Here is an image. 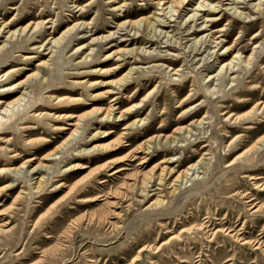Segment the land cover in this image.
<instances>
[{
    "label": "rangeland",
    "instance_id": "obj_1",
    "mask_svg": "<svg viewBox=\"0 0 264 264\" xmlns=\"http://www.w3.org/2000/svg\"><path fill=\"white\" fill-rule=\"evenodd\" d=\"M158 1L0 0V188L11 186L0 193V264H264V143L243 153L264 134V0H207L214 10L202 7L195 23L188 15L197 3L178 15ZM139 18L113 35L130 44L110 47L115 41L102 37ZM73 24L53 53L33 48ZM92 37L82 61L88 49L75 47ZM123 47L134 50L106 58ZM235 52L236 69L215 75ZM131 66L107 119L92 113L44 171H29L37 161L19 167L68 136L74 126L54 121L60 113L107 110L109 80ZM22 81L25 89L14 87ZM132 104L140 106L117 120ZM184 126L190 131L173 133ZM77 163L84 167L68 169ZM153 166L154 177L172 170L144 187Z\"/></svg>",
    "mask_w": 264,
    "mask_h": 264
},
{
    "label": "bare ground",
    "instance_id": "obj_2",
    "mask_svg": "<svg viewBox=\"0 0 264 264\" xmlns=\"http://www.w3.org/2000/svg\"><path fill=\"white\" fill-rule=\"evenodd\" d=\"M233 1H235V2H237L238 0H233ZM242 1V3H246L245 2V0H241ZM261 1L262 0H257V2L253 5L254 7L256 6V7H259L262 3H261ZM207 2V0H159L156 4H159V5H163V4H167V6L169 7V8H172L173 7V9L174 8H176L175 10L177 11V13H178V15L180 14V12H181V10L182 9H185V5H188V4H193V3H197L196 4V6L194 7V8H192L191 9V13L188 15V19H190V20H188V21H193V23H195V21L197 20V19H199V14H198V11L199 10H201L202 9V7H207L208 6V8L205 10V11H208L209 9H212V11L214 10V8H215V6L214 5H209L208 3H206ZM81 8V7H80ZM79 8V9H80ZM162 9V8H161ZM172 10V9H171ZM235 11V13L237 12L238 13V11L235 9L234 10ZM164 13V12H163ZM204 16V15H203ZM201 17V16H200ZM145 20L147 19V18H144ZM154 19V18H153ZM157 18H155V20H156ZM143 20V18H139V19H137V20H134V21H121V22H119V23H116L115 25H114V27H115V30L114 31H109L108 32V34H107V36H102V37H104V38H106V37H110V39L108 40V41H115V43H113L110 47H116L117 48V46H119V44H121V43H126L127 41H128V43L127 44H130L131 42H133V40H134V38L132 39V38H129V40L128 39H126V38H122L121 37V39L119 40V41H116L117 39H118V37H119V35L118 36H113L116 32L117 33H119L118 32V30L119 29H125V28H130V30L131 29H133V28H135L136 27V25H138L141 21ZM157 21H159V19L157 20ZM205 21H207V20H205ZM159 23V22H158ZM5 24H7V23H4V24H2L1 26H0V29H1V27L2 26H4ZM38 24H40V23H35V24H30V25H28V24H26V26L25 27H22V29H21V31H19L18 32V34L19 33H22V31H24V29H26L28 26H29V28L30 27H32V29H35L36 28V26H38ZM84 24V23H83ZM82 24V25H83ZM203 24V23H202ZM33 25V26H32ZM76 25L75 24H73L72 26H70V27H67L66 29H64L60 34H58L57 36H55V37H53V36H50V37H48V40H47V43H45L44 44V41L43 42H41L40 44H38V45H36V46H34L33 48H35V49H37L38 51H43V50H46V49H48V51L47 52H45V55H47V54H49V53H51L53 50H52V47H54L56 44H58L60 41H62V40H64V38H65V36L75 27ZM139 27V26H138ZM3 28V27H2ZM84 28H86V25H85V27ZM4 29H5V27H4ZM137 29V28H136ZM29 30V29H28ZM127 31H129V30H127ZM196 31V30H195ZM86 32V31H85ZM160 32V31H159ZM6 35H4V36H6L7 37V39H11V37H13L14 35H15V30L14 31H9V30H7L6 31ZM18 34L16 35V36H18ZM50 35V34H49ZM254 36H258V33H255L254 34ZM0 37H3V35H0ZM206 37V36H205ZM5 38V37H4ZM211 38H214V37H211ZM211 38H209L208 40H210V42H212L211 40ZM96 39H98L97 37H92L91 39H90V41H88V43H86V44H82V45H77V47H75V51H80V53L81 54H84V52H85V49H88V52L86 53V54H84L83 56H81L82 57V61H85L86 59H87V56H89L90 55V51L92 50V48L90 47V44L94 41V40H96ZM200 39H202V37H200ZM205 42V39L203 40V42L202 43H204ZM97 43V42H96ZM201 43V44H202ZM126 44V45H127ZM2 46H3V44L0 46V49L2 48ZM231 49V47H225V51L224 52H228L229 50ZM134 49L131 47V48H126V47H123L122 49H121V53L119 54V51L118 50H113V51H111L110 53H108L107 55H106V58H108V57H112V56H116V61H119V57L120 56H123V55H125L126 53H130V52H132ZM53 53V52H52ZM49 57H51V55H49ZM49 57L47 58V59H45V60H42V61H40L37 65H41V66H45V67H47L48 65H49ZM240 58V54H238L237 52H235V54H233V56L229 59V61H227V62H224V63H222L220 66H219V69H218V71H217V74H215V75H219L221 72V74L222 75H224V74H226V73H232V71H234L236 68H235V66H236V60L237 59H239ZM167 59V58H166ZM243 61V60H242ZM246 64V63H245ZM122 66L119 64V62H117V64L114 66V71H113V73H116L117 71L116 70H120V68H121ZM136 67H129V69L125 72V73H123L122 74V76L121 77H119L117 80H115V81H110L109 80V83H110V87H109V90H107V92L106 93H108V94H113V96L110 98V102H111V104H110V106L108 107V109L107 110H100V109H95V110H93V111H90V112H85V113H82V114H79V115H75V114H73V113H71V112H62V113H60V115H59V118H57V119H53L54 121H59V120H63V119H67V120H69L68 121V123L67 124H69V125H72V126H74V128L71 130V132L68 134V136L65 138V139H63L62 140V142L61 143H59L58 145H56L51 151H49V152H47V153H45L42 157H40V158H36V157H34V156H31V157H28L26 160H24L21 164H20V166L19 167H22V165H24V164H26V166H31V164L33 163V161H37V163H36V165L35 166H32L31 168H30V172L31 173H33V174H35V173H40L41 171H44V170H41L42 168H49V166H47L46 165V163L47 162H49V161H51L52 159H55L56 158V153L58 152V151H60L61 150V148H62V146L63 145H65L68 141H70V140H72L74 137H76V132H77V127H80L81 125H83L84 124V122L89 118V116L92 114V113H99V114H101V113H103L102 114V117L104 118V119H107L108 117H109V115L111 114V112L114 110V109H116L117 107H116V100H117V96H114L117 92L116 91H114V89L115 88H118L119 86H125V87H127V85H126V82L129 80V78L131 77V75H132V73H133V70L135 69ZM171 69H173V68H170V70ZM111 70V69H110ZM174 73V72H173ZM33 75H36L35 73H32V74H30V75H28V77H30V76H33ZM215 76H212V75H208L207 76V78L208 79H210V80H208V81H211V80H213V78H214ZM24 83L25 82H20V83H17L16 84V86H14V87H19V88H26V86H24ZM113 83V84H112ZM117 85V86H116ZM24 86V87H23ZM19 90V89H18ZM23 93V92H22ZM73 93V92H72ZM105 94V93H104ZM108 97V96H107ZM176 97V96H175ZM65 98V96H63V97H59V98H57V101H60V100H63ZM181 98V97H180ZM21 99V96H18V97H16L14 100H12L11 102H9V103H7V104H5L3 107H2V110L3 111H6L7 109H6V107L8 106V105H13V104H15L16 102H18L19 100ZM188 99V97H185V98H183V100L181 101V103L180 104H185V102H186V100ZM258 99V98H257ZM143 100H144V98H143ZM0 103H2V101H0ZM183 104V105H184ZM38 106V105H37ZM140 105L138 104H132V105H130V106H128L126 109H124L122 112H120L116 117H117V120H119L120 119V117H122L124 114H129V113H131L132 111H134V110H136L138 107H139ZM55 109H58V108H56V107H54ZM187 108V107H186ZM190 108V107H189ZM60 110V109H59ZM220 110V109H219ZM63 111V110H62ZM116 111V110H115ZM187 111H189V109H187L184 113H186ZM224 115V114H223ZM101 117V118H102ZM123 118V117H122ZM121 118V119H122ZM116 119V118H115ZM128 119V118H127ZM85 120V121H84ZM140 121H142L141 119H137V120H133L130 124H129V127H133L134 125L135 126H137L138 125V123L140 122ZM2 122H4L3 120H2V118L0 117V125H1V123ZM194 122H196L197 124H199V123H201L202 122V120L201 119H199V120H195ZM56 128H57V126H56ZM182 128L183 129H186L188 132L190 131V129L188 128V126H184V127H177V128H175L174 130H173V133H175L177 130H182ZM40 129V128H39ZM58 129H67V127L66 126H59L58 127ZM2 132V131H1ZM109 132H112V131H109ZM109 132H106L105 134H109ZM104 133V132H103ZM115 133V132H114ZM98 134H99V132H98ZM104 134V135H105ZM158 135H160V134H158ZM158 135H155V136H151V137H149V138H147L146 139V141L143 143V145L142 144H140L139 145V147H138V149H140V148H143V146L147 143H150L151 141H155V138L156 137H158ZM93 136H96V134H94ZM171 136V135H170ZM167 137H168V135H166L165 136V138L167 139ZM118 141V140H117ZM116 141V143H118ZM120 142V141H119ZM262 143H264V134L263 135H261L259 138H257V140L248 148V149H246L243 153H246V152H249V151H251V150H253V149H256V148H258V145L259 144H262ZM121 144V143H120ZM169 145V144H168ZM121 146V145H120ZM126 146V144H123L122 145V147H119V148H117V151H120V150H122L124 147ZM148 148V147H147ZM137 149V150H138ZM242 154V153H241ZM240 154V155H241ZM143 156V155H142ZM144 157H146L145 155H144ZM143 157V158H144ZM150 160V159H149ZM162 160V159H161ZM120 161H123V160H118L117 162H120ZM142 163H145V160L144 159H141V161L139 162V164L140 165H142ZM158 164H160V163H158ZM158 166V165H157ZM84 167V165H82V164H79V163H77V164H71L69 167H68V169H81V168H83ZM192 167H193V164H191V165H189V166H187L184 170H182L181 172H179V174L176 176V178H178V177H185L186 175H188V174H190L189 173V171L192 169ZM121 169V168H120ZM120 169H116V170H114L112 173H114V172H117V171H119ZM155 169V167L153 166V168H151L150 170H149V172H147L146 174H144L143 175V177H142V180H141V185H143L144 187L146 186V184L148 183V182H150V180H154V179H157V180H159L160 181V179H162L161 177H162V175L163 174H165V173H167V172H170L172 169H169L168 170V168H165L164 166L163 167H161L160 168V172L156 175V177H154V172H153V170ZM13 170H18V168H12L11 170H10V168H6V169H3L2 171H13ZM113 170V169H112ZM29 171H27V172H29ZM0 172H1V170H0ZM165 172V173H164ZM172 173V172H171ZM39 176V175H38ZM38 176H36L35 178L37 179L35 182H36V186H35V188H36V190H38L39 189V187H41V184H42V179H43V177H42V175H40V178L38 177ZM137 181V180H136ZM162 181V180H161ZM128 182V181H127ZM138 182V181H137ZM255 183V182H254ZM60 185H64V183L62 182V183H60ZM105 185V184H104ZM11 188V186H10V184H5L4 186H2L1 188H0V193H1V191L2 190H4V189H10ZM19 196H18V194L15 196V198H18ZM93 200V199H92ZM91 200V201H92ZM161 202V199H157L156 201H155V203L156 204H159ZM0 214H1V212H0ZM91 215V214H90ZM101 216V215H100ZM1 219V218H0ZM1 230H3V229H1Z\"/></svg>",
    "mask_w": 264,
    "mask_h": 264
}]
</instances>
